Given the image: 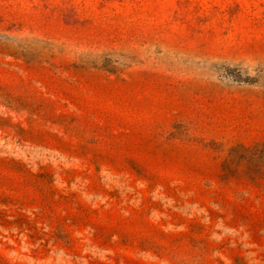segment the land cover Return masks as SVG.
Here are the masks:
<instances>
[{
  "label": "rangeland",
  "instance_id": "obj_1",
  "mask_svg": "<svg viewBox=\"0 0 264 264\" xmlns=\"http://www.w3.org/2000/svg\"><path fill=\"white\" fill-rule=\"evenodd\" d=\"M0 264H264V0H0Z\"/></svg>",
  "mask_w": 264,
  "mask_h": 264
}]
</instances>
